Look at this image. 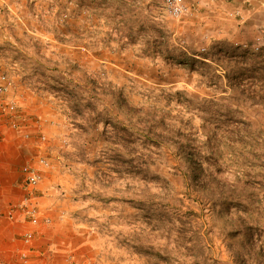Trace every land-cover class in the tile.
I'll return each instance as SVG.
<instances>
[{
	"label": "rangeland",
	"instance_id": "1",
	"mask_svg": "<svg viewBox=\"0 0 264 264\" xmlns=\"http://www.w3.org/2000/svg\"><path fill=\"white\" fill-rule=\"evenodd\" d=\"M13 1H0L1 15H15ZM182 3L184 11L173 15L166 0H35V34L23 37L34 59L15 67L13 51L0 53V73L11 81L0 118L26 128L17 97L30 91L67 132L52 143L42 134L38 158L48 159L43 174L57 177L56 194L79 229L70 233L81 264H264V27L240 34V9ZM220 45L245 55L227 57L224 69L203 65L202 56ZM214 74L222 78L205 85ZM227 74L237 87H229ZM204 97L250 125L221 124L229 130L221 141L203 146V120L181 103ZM10 101L14 113L6 109ZM162 117L168 127L157 123ZM153 121L161 137L147 145ZM133 131L135 146L126 139ZM179 132L196 140L194 157L177 141ZM145 160L154 162L150 170ZM193 162L205 172L196 173ZM40 185L32 192L24 183L43 215ZM23 202L14 216L19 207L31 222Z\"/></svg>",
	"mask_w": 264,
	"mask_h": 264
},
{
	"label": "crops",
	"instance_id": "2",
	"mask_svg": "<svg viewBox=\"0 0 264 264\" xmlns=\"http://www.w3.org/2000/svg\"><path fill=\"white\" fill-rule=\"evenodd\" d=\"M34 2L35 0H14L12 8L15 9V15L0 14V41L3 43L0 53L4 56L13 51L14 60L13 58L11 60L16 62L15 67L27 65L34 59L31 57L29 44L23 43V37L30 39L35 34L33 25L38 13ZM202 2L210 3L211 7L215 4H224L221 9L227 11L233 8L240 9L241 15L238 20L240 34L249 31L255 33L264 27V0H202ZM25 7L28 10L23 11ZM220 17L223 18L221 15ZM29 21L32 24L28 27H22L20 24L25 22L26 25ZM225 31L231 35L228 29ZM11 93L9 92L13 96ZM22 94L25 100L20 101L17 97L20 105L24 107L20 109L22 115L19 118L24 127H27L21 130L14 129L7 123L8 120L0 118V264H81V256L74 253L78 245L72 241L79 229H75V224L69 222L65 213V202L58 197V193L56 194V189L60 190L55 184L57 177L47 171L39 190L40 208L44 213L42 216L51 217V223L41 221L34 225L26 220L19 208L26 196L23 167L37 163L40 151H44L46 146L44 145L46 141L40 136L45 134L52 143L53 138H63L67 133L54 114L48 112L50 105H47L48 108L42 107L45 104L42 96L30 91ZM49 143L47 142V145H50ZM49 151L55 155L54 149ZM15 206H19L16 217H9V211ZM70 229L76 232L73 231L74 234L72 232L71 235ZM29 232L33 234V239L28 243L24 236Z\"/></svg>",
	"mask_w": 264,
	"mask_h": 264
},
{
	"label": "trees",
	"instance_id": "3",
	"mask_svg": "<svg viewBox=\"0 0 264 264\" xmlns=\"http://www.w3.org/2000/svg\"><path fill=\"white\" fill-rule=\"evenodd\" d=\"M216 50H214V52H212L211 57L210 56H202L203 60H201L200 62L203 65H206L208 67H210L209 63L207 60L210 61H214L216 64H218V66L222 69H224V61L226 59H228L227 57H230L232 59H236L240 56H244L245 52H240L238 53L236 50H239V48H235V50L233 51H227V49L225 47H223L222 45H220L219 47L215 48ZM246 52L248 50H245ZM262 53L259 52V54H256L258 56H261ZM228 54V55H227ZM236 61V60H235ZM194 62H198L196 59H194ZM204 75V74H203ZM207 77V76H206ZM214 77H218V78H222L220 75L214 74L213 76H208V80L204 81L203 83L205 85H209L210 81L212 82V80H214ZM227 78L229 79V87H237L238 83L236 80H232V78L227 74ZM220 86V91L222 92H226V85L223 82H219ZM182 105H184V108L188 109L189 108V112H193V115H196L198 117H200L204 124L202 129L204 130L205 134H206V139L205 140H201L199 141L200 143H202L203 146L208 145V143L210 142H216L219 143L221 141V137L222 134L224 132H228L229 130H225V128L223 127L224 125H226L228 122L233 123L232 120H235L234 124L237 125L235 128L236 130L240 129V121L241 124L243 125H250L246 120H240V118H238L236 111L231 110L230 108H225V106L220 103L219 101H217L214 98H210V97H204L201 99H192V98H188L186 99L185 102L181 103ZM238 113V112H237ZM164 120L158 121L157 123L161 124V125H166L168 127V123L165 122V118L162 117ZM225 123V124H224ZM221 124H224L223 126H221ZM156 125L154 124L153 121V125L151 126V129L147 131V134H145V138L146 140L143 141V143L149 145H154L157 142V138L161 137V133H157L156 132ZM120 130L128 132V130L126 128H121ZM122 131L118 130V136H123ZM139 131H143V130H138L136 132ZM136 132L134 133V131L131 133H129L126 137L127 142L130 143L131 145H136L137 144V139L140 138V136L137 138L136 136ZM245 132H248V130H245ZM154 135V136H152ZM179 140H177L178 142L182 143V149H185V151H187V153L189 154V156L194 157V153L191 152L192 149L195 150L196 146L195 145V139L192 138L190 135L184 134V133H180L179 132ZM240 139H245L244 136H240ZM209 143V144H210ZM116 146H119L120 143H115ZM133 149V148H132ZM135 149V148H134ZM122 149H114L116 157H118L117 161L122 162V160H120L121 158H123V153L121 151ZM135 154V152H133ZM192 161H194L193 158H191ZM154 162L152 160H145L143 162V165H145L146 167H148V170H150L151 165H153ZM194 166H195V170L196 173L197 172H205V168H204V163H200L197 164L196 162H193ZM141 165V164H140ZM204 187V186H203Z\"/></svg>",
	"mask_w": 264,
	"mask_h": 264
},
{
	"label": "built area",
	"instance_id": "4",
	"mask_svg": "<svg viewBox=\"0 0 264 264\" xmlns=\"http://www.w3.org/2000/svg\"><path fill=\"white\" fill-rule=\"evenodd\" d=\"M6 5H9L11 0H0ZM183 0H166V5L169 9V11L173 15H180L184 11V5L182 3ZM11 87V81L9 78V75L7 73H0V96H3L7 94ZM18 106L16 101H10L9 104H6V109H8L9 112L14 113L17 110ZM17 126V124H15ZM38 165L33 164H27L23 167V173L25 175V185L28 188L29 191H32L35 189L39 184L42 182L44 174L43 169H46L49 166V161L46 159V157H41L39 160ZM38 166V167H37ZM33 192V191H32ZM32 192L28 193L26 198L24 199V204L22 206H25L26 208H30L26 211V215L30 216V220L32 224L37 225L41 221L48 223H51V217L48 216H42L38 213V210L35 207H32ZM9 217L14 216V210H10L8 213ZM33 239L32 233H27L24 236V240L26 242H31Z\"/></svg>",
	"mask_w": 264,
	"mask_h": 264
}]
</instances>
